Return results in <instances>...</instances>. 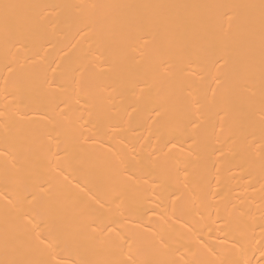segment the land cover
<instances>
[{"label":"bare ground","instance_id":"obj_1","mask_svg":"<svg viewBox=\"0 0 264 264\" xmlns=\"http://www.w3.org/2000/svg\"><path fill=\"white\" fill-rule=\"evenodd\" d=\"M4 3L0 261L264 264L261 0Z\"/></svg>","mask_w":264,"mask_h":264},{"label":"snow or ice","instance_id":"obj_2","mask_svg":"<svg viewBox=\"0 0 264 264\" xmlns=\"http://www.w3.org/2000/svg\"><path fill=\"white\" fill-rule=\"evenodd\" d=\"M19 7H24L23 5H14V4H9V3H4L0 4V8L4 10L5 13V21L7 22L8 20V10L12 8H19ZM224 8H233L234 6H221ZM260 9H261V26H262V33H264V0H261L260 3ZM224 16L227 17L229 21H233L236 19L235 13L232 11H225ZM145 43H148V40L145 39ZM229 64V57L227 55H220L216 58L215 60V65L217 66L218 69H225L227 65ZM158 78L161 80H166L168 79L172 73L170 72V64L166 61H161V63L158 65V71L156 73ZM217 83L218 84H223L224 86V92L227 94L230 91V81H231V75L229 73H225V80L221 81L220 77H217ZM137 87L140 88L141 92H144L145 88L147 87V84H137ZM262 96H264V89H262ZM164 107L161 105L160 107L153 108L152 111L155 113L156 116H161L162 113L164 112ZM224 115H221V119L224 118L225 115L228 114V106L222 110ZM220 115V113H218ZM261 119L264 121V111L261 113ZM131 179V177H129ZM24 200L28 201L29 203H33L36 200V197L32 194H27L24 196ZM12 202L9 201V204ZM26 224L32 226V231H31V240L33 243V246L36 247L37 249H40V246L43 245L44 248L41 249L43 250H48L52 248V240L49 239V237L52 235L51 232L48 233V236H45V230L47 228V225H40L34 223V218L31 216H26L24 217ZM95 231V229H93ZM160 249L164 247V243L161 241L159 245ZM262 255H264V251H262ZM0 264H52L50 260L47 259H41V260H36V261H19V260H4L0 261ZM56 264H60V261H56ZM132 264H166L164 261L156 260V259H145L142 261H132Z\"/></svg>","mask_w":264,"mask_h":264}]
</instances>
